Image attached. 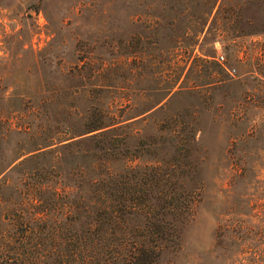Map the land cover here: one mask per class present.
I'll return each mask as SVG.
<instances>
[{
	"label": "rangeland",
	"instance_id": "374dc122",
	"mask_svg": "<svg viewBox=\"0 0 264 264\" xmlns=\"http://www.w3.org/2000/svg\"><path fill=\"white\" fill-rule=\"evenodd\" d=\"M210 1L0 0V227L32 195L28 175L51 164L53 137L79 134L93 106L138 113L182 72L161 108L117 131L133 154L159 160L173 149L152 142L192 123L195 215L162 262L264 264V31L226 18L243 0H222L207 19ZM250 2L244 15L260 29L264 0Z\"/></svg>",
	"mask_w": 264,
	"mask_h": 264
},
{
	"label": "trees",
	"instance_id": "16d2710c",
	"mask_svg": "<svg viewBox=\"0 0 264 264\" xmlns=\"http://www.w3.org/2000/svg\"><path fill=\"white\" fill-rule=\"evenodd\" d=\"M250 1L229 6L226 18H245L249 33L264 31V20L258 29L244 15ZM223 2L211 0L203 16L217 18ZM195 36L184 46H195L199 32ZM211 42L210 53H201L205 57L214 56L220 40ZM181 75L168 73L161 97L146 101L136 114L118 117L93 106L79 134L52 138L51 164L24 181L26 195H32L23 197L22 207L2 214L0 264H164L163 250L178 246L183 226L195 215L194 165L188 158L195 140L192 123L152 142L173 149L170 158L159 160L133 154L117 131L161 108L164 98L182 87ZM22 127L26 131L29 125ZM79 145L80 150H70Z\"/></svg>",
	"mask_w": 264,
	"mask_h": 264
},
{
	"label": "built area",
	"instance_id": "2783aa9c",
	"mask_svg": "<svg viewBox=\"0 0 264 264\" xmlns=\"http://www.w3.org/2000/svg\"><path fill=\"white\" fill-rule=\"evenodd\" d=\"M219 59H220V60H223V56H222V55H220V56H219Z\"/></svg>",
	"mask_w": 264,
	"mask_h": 264
}]
</instances>
